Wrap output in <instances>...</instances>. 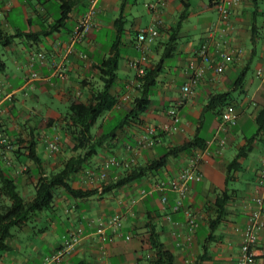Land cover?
<instances>
[{"label": "crops", "instance_id": "obj_1", "mask_svg": "<svg viewBox=\"0 0 264 264\" xmlns=\"http://www.w3.org/2000/svg\"><path fill=\"white\" fill-rule=\"evenodd\" d=\"M152 1L127 0L122 7L121 0H80L70 17L59 22V0H0V31L19 34L9 45L0 46L4 62L0 69V137L16 150L18 144H27L30 133L38 136L46 173L61 169L72 154V142L62 135L58 151L50 153L44 138L59 132V120L67 111L71 95L88 99L91 90L100 84V64L116 50L119 64L110 93L117 103L97 120L93 132L99 135L108 130L113 113L121 115L118 122H122L133 109V99L140 94L136 90L137 70L129 66L130 60L141 57L135 46L136 35L153 24L157 15L161 19L159 36L147 44L142 62L144 68L161 63L148 94L149 105L139 115V122L124 121L123 127L115 131V138L107 139L106 147L98 150L90 166L68 179L73 188L96 193L72 198L56 190L49 210L37 215L31 224L12 231L8 249L0 252V264H51L49 257L72 234L78 235L79 241L63 264H152L155 254L145 240L147 223L153 225L172 254L173 264L238 263L242 235L237 228L245 223L246 206L257 191L258 174L264 172V135L252 141L251 151L228 182L226 166L255 134V117L264 107V82L257 74L258 70L264 74V0L258 2L256 15L252 0H237L227 21L221 20L212 0H162L155 14L145 5ZM92 4L96 6L93 25L82 41L71 44L70 33ZM119 17L122 23L116 24ZM254 17L260 39L252 47ZM171 36L175 50L162 59ZM202 44L206 45L207 62L200 55ZM231 52L232 60L216 71L221 54ZM38 53H43L44 60L38 58ZM33 72L38 78L28 86L27 78ZM185 84L190 93L183 92ZM225 92H230L233 100L224 111L236 112L238 119L222 127L220 117L203 113V107L212 94ZM171 109L177 113L176 122L169 114ZM49 118L55 121L49 124ZM164 125H175L177 129L164 130ZM147 127L155 128L150 145L139 142ZM195 137L206 144L200 165L202 179L189 182L188 195L178 210L172 209L178 201L175 192L166 190L168 202L163 204L162 193L155 187L167 183L190 164L191 157L184 153L168 157L160 170L114 187L127 168L144 166L164 156L169 148ZM2 153L12 165L6 164ZM18 156L0 148V169H7L19 191L30 196L37 177L32 173L34 167ZM110 158L132 164L103 170V163ZM20 165L29 166L30 171H23ZM226 187L233 190V197L225 205V215L212 227L216 190ZM186 211L194 214L193 228ZM111 216L120 217L121 226L115 231L107 225ZM100 225H105L110 238L105 242L96 232ZM254 253L250 264H264V229Z\"/></svg>", "mask_w": 264, "mask_h": 264}, {"label": "trees", "instance_id": "obj_2", "mask_svg": "<svg viewBox=\"0 0 264 264\" xmlns=\"http://www.w3.org/2000/svg\"><path fill=\"white\" fill-rule=\"evenodd\" d=\"M126 1L127 0H121L120 4L122 7ZM252 1L254 3L253 14L256 15L257 10L259 9L258 2L260 0ZM79 2L80 0H59L60 14L58 21L61 22L68 19ZM212 2H214V0H212ZM120 23H122L121 17L116 19V24ZM251 29L252 36L250 38V42L252 47H255L256 43L260 39L259 27L255 24V17ZM86 33L84 34L83 39L85 38ZM18 35L19 34L7 35L0 31V46L5 47L9 45L15 38L18 37ZM29 36L30 34L25 35V37ZM175 46V39L171 36L166 43L165 53H163L162 59L170 57L172 52L175 50ZM136 49L138 48L136 47ZM118 64L119 51L116 50L100 64V84L91 90L88 99L84 101L79 95H71L69 97L67 111L62 114V118L59 120V132L54 133L58 135L60 139L63 135L70 138L72 142V154L63 162L60 170L49 173L45 172L42 166V160L37 151L40 138L38 136H34L33 133H30L31 139L26 142V145L20 146L18 144V148H16V150H9L14 152V154L23 156L24 162L29 163L34 167L32 169V173H34L37 178L31 195L24 196L19 191L15 180L8 175V170L0 169V252L8 249L7 240L12 237L13 229L22 228L23 226L31 224L37 215L43 211L49 210L52 207L56 190H63L69 197L72 198H84L96 193V190L73 188L68 179L81 169L90 166L91 160L97 155L98 150L106 147L105 142L107 139L111 140L115 138V131L123 127L124 121L133 119L139 122L138 117L144 113L150 103L148 94L151 87L155 84L156 77L161 70L159 67L161 63H159L155 68L145 67V71L142 76L137 75L136 90L139 91L140 94L133 99V109L126 114V116L122 119V122H118L115 124L116 126L111 127L110 129L97 135L93 132L97 120L111 111L117 103V99L110 93V89L115 81ZM3 68L4 62L0 57V69ZM84 83L85 82H82V84ZM231 100H233V97L230 92L212 94L203 107V113L209 112L212 115L219 116L221 118L222 114L225 112L224 110H226V106ZM48 120L49 124H52L55 121L52 118H49ZM255 121L257 125L255 134L252 138H250L246 145L237 150L232 160L226 166V182L231 180L233 172L240 169L241 161L247 157L252 149V141L259 135H264V107H262L257 113ZM52 136L44 138L46 145L47 141L50 140ZM4 142V144L0 145V148H2L3 145L9 144L5 139ZM205 147V141L198 137L188 140L181 145L173 146L169 148L164 156L159 159L151 160L144 166L127 168L126 175L122 179L118 180L114 184V187L139 179L151 171L162 169L165 166L168 157H175L180 153H184L185 155L192 157L196 149H204ZM46 149L50 153H56L58 151H51L48 148ZM3 156H5L6 160L9 161L8 163L4 160L6 164L8 166L12 165L8 156L2 153V157ZM20 166L23 171H30L29 166ZM108 188L104 189V191ZM232 197L233 190H228L227 187L222 191L216 190V198L214 202L216 217L215 220L211 221L212 227L218 224L219 220H221L225 215V205L232 199ZM145 240L148 243L149 249L155 254L152 264H173L172 254L159 240L158 233L152 224H146Z\"/></svg>", "mask_w": 264, "mask_h": 264}, {"label": "built area", "instance_id": "obj_3", "mask_svg": "<svg viewBox=\"0 0 264 264\" xmlns=\"http://www.w3.org/2000/svg\"><path fill=\"white\" fill-rule=\"evenodd\" d=\"M162 0H156L145 4L150 11L154 14L158 12V4ZM237 0H214V6L216 10L219 12L221 20L227 21L230 9L233 4L236 3ZM96 15V6L94 4L90 5L87 12L84 16L75 24L72 32L70 33V43L80 42L84 34L89 30V28L93 25L94 17ZM161 25V19L157 15L153 24L141 29L137 35L136 47L141 51V57L137 59H132L129 62V66L133 67L137 70L138 76H142L144 74L145 68L142 65V62L146 59V47L148 43L153 42L159 36L158 27ZM238 53H241V50H237ZM233 52L231 53H222L221 61L215 65L216 71H221L226 62H230L233 58ZM200 55L202 56L204 61H209V57L206 51V45L202 44L200 47ZM38 58L44 60L43 53L37 54ZM201 72V70H200ZM62 76L63 74L60 73ZM259 76H262V81L264 82V74H262L261 70L257 71ZM38 78V75L33 72L27 78L26 84L28 86H32V82ZM182 90L184 93H190L189 85L185 84L182 86ZM1 91V89H0ZM1 99V96H0ZM169 114L173 117V121H178L177 113L174 109L169 111ZM238 119V114L234 111L224 112L220 118L221 126L224 127L226 125L235 124ZM164 130H176L175 125H164ZM155 133L154 127H147L145 129V134L141 137L139 141L142 144L150 145L152 143V136ZM4 139L0 138V145L4 144ZM60 137L54 134L50 140L47 141L46 148L51 151H56L59 148ZM2 148L5 151H9L12 149L10 144L3 145ZM205 148L204 149H196L194 155L191 157V162L184 168L180 170V172L170 178L168 182H161L156 185V189H158L161 195V202L163 204H167L168 199L165 195L166 190H171L175 192L177 195L178 201L173 206V210H178L182 204V200L188 195L189 192V182L191 181H199L202 179V174L200 172V165L204 160ZM4 160L6 157L3 156ZM7 161V160H6ZM9 163V161H7ZM132 164L130 161H120L116 158H110L105 163H103V170H107L110 166H120L124 165L125 167H129ZM25 169V168H23ZM101 177H105V171H102ZM246 220L244 225L241 228H237L242 235V242L240 246V252L238 256L237 264H250L255 256L254 248L258 244L260 231L264 229V172H260L258 174V187L255 194H253L251 201L246 206ZM186 215L188 218V222L191 224V227L195 225L194 222V214L191 211H186ZM107 225L115 230H117L121 226L120 217L119 216H111ZM96 232L100 236V240L105 242L110 239L106 235V227L105 225H100L97 227ZM79 241L78 235L72 234L70 235L63 245H61L50 257L49 262L51 264H63L65 257L69 254L76 244ZM105 264H112L111 262H106Z\"/></svg>", "mask_w": 264, "mask_h": 264}, {"label": "rangeland", "instance_id": "obj_4", "mask_svg": "<svg viewBox=\"0 0 264 264\" xmlns=\"http://www.w3.org/2000/svg\"><path fill=\"white\" fill-rule=\"evenodd\" d=\"M112 119L110 120V127L108 129H110L111 127H113L118 121H119V117H121V115H118L117 113H113L112 114ZM94 131V129H93ZM37 151L39 156H43V146L40 144H38L37 146ZM15 229H13L12 231H14Z\"/></svg>", "mask_w": 264, "mask_h": 264}]
</instances>
